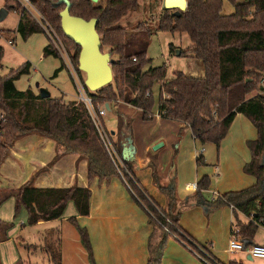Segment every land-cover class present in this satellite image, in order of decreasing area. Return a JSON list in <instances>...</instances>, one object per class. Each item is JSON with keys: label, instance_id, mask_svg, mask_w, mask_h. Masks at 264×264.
<instances>
[{"label": "trees", "instance_id": "obj_1", "mask_svg": "<svg viewBox=\"0 0 264 264\" xmlns=\"http://www.w3.org/2000/svg\"><path fill=\"white\" fill-rule=\"evenodd\" d=\"M58 1L29 0L35 10L59 31L68 47L75 50L73 58L79 69L80 47L62 30L60 13L65 4L57 5ZM70 1L72 15L86 20L99 18L97 30L102 51H109L115 60L112 64L114 78L110 84L94 92L85 86L96 105L110 109L113 103L124 102L142 110L144 120H151L154 116L153 88L158 83L157 114L190 128L200 146L211 143L219 149L237 114L245 115L256 127L257 139L248 142L252 160L244 168L246 173L257 179L256 184L217 195L211 202L214 207L228 205L233 208L240 227L239 236L247 244L245 241L253 239L258 228L264 225V86L261 85L264 79V0H228L234 7V12L229 15L223 13L224 0H160L162 9L158 29L187 33L192 42L189 53L202 62L205 72L202 77L178 72L172 78H167L165 65H150L147 45L153 31L149 22L139 21L132 27L122 25V20L130 12L141 7V0ZM5 8L19 12L17 32L24 40L45 33L31 9L23 6L21 0H6ZM171 47L174 48L173 45ZM183 53L180 50V54ZM44 55L59 57L50 42L44 48ZM3 57L4 49L0 47V63ZM64 67L63 63L54 77ZM31 69L32 64L26 62L0 76V110L6 116V121L0 125V173L18 139L30 134L50 138L56 142L60 152L56 159L61 154H75L87 161L90 180L113 176L123 179L132 198L145 210L154 227L149 240L148 264H162L165 247L171 238L186 241L215 264H224L180 226L181 211L178 209L175 177L163 183L158 174L157 160H149L153 182L167 197V206L161 207L135 176V159L124 162L126 171L120 173L117 170L84 103H68L62 97L54 98L52 95L42 98L31 88L21 91L16 87V82L29 75ZM116 117L117 134L124 132L131 137L132 119L119 111ZM118 147L122 155L119 143ZM197 164H205L202 154L198 155ZM197 186L199 192L208 190L210 178L203 177ZM10 196L16 199V215L25 209L27 225L33 226L40 220L61 218L70 201L74 202L79 215H89L92 191L78 186L42 189L28 182ZM239 212L251 221L242 224L237 216ZM71 221L77 224L75 217ZM0 225L10 227L2 221ZM78 230L91 263L96 264L87 229L78 226ZM49 249L53 264H61L59 249L58 253L48 246ZM229 264L242 263L233 261Z\"/></svg>", "mask_w": 264, "mask_h": 264}, {"label": "crops", "instance_id": "obj_2", "mask_svg": "<svg viewBox=\"0 0 264 264\" xmlns=\"http://www.w3.org/2000/svg\"><path fill=\"white\" fill-rule=\"evenodd\" d=\"M130 106L118 102L115 107H110L109 114H113L111 122L117 128L115 110L132 119L131 137L124 132L117 134L118 129H113L112 134L120 139L122 150L128 139H132L136 149L135 176L148 193L161 207L167 206V197L154 184L152 169L148 167L152 158L157 160L158 174L163 183L175 177L178 209L181 211L179 224L186 232L224 264L233 261L264 264V259L253 257L247 249L235 253L229 251L232 227L238 226L235 212L228 205L214 207L211 204L217 195L240 191L256 184L257 179L244 169L252 160L248 142L258 137L253 123L245 115L237 114L219 149L215 145L213 157L208 148L211 143L200 146L190 128L183 123L161 118L158 114L156 119L146 121L142 118V110L133 113L128 110ZM151 123H155V129H150ZM158 143L164 145L154 150ZM202 147L205 148L202 153L205 164L198 165L197 157ZM58 153L56 142L39 134L26 135L16 141L1 168L0 201L6 199L0 204V215H6V221L11 219V214L15 213L16 199L10 195L28 182L42 189L90 188L89 215H79L74 202L70 201L61 218L40 220L33 225L41 227L45 233L51 231L50 235L58 242L61 264H92L78 226L88 231L96 264H148L149 240L154 227L145 210L132 198L123 179L113 176L110 179L90 180L86 160L75 154H61L56 159ZM52 162L53 165H50ZM205 176L210 178V188L199 192L198 181ZM25 212L23 218L28 219ZM237 216L242 224L251 221L240 212ZM74 217L78 226L71 221ZM11 228L0 225V247L11 241L14 233ZM245 242L247 245L264 244V225L258 228L253 239ZM45 246L48 250V237L45 238ZM49 255L45 264H53ZM18 260L15 255L8 259L3 255L0 264H16ZM162 264L205 263L180 241L171 238L165 247Z\"/></svg>", "mask_w": 264, "mask_h": 264}, {"label": "rangeland", "instance_id": "obj_3", "mask_svg": "<svg viewBox=\"0 0 264 264\" xmlns=\"http://www.w3.org/2000/svg\"><path fill=\"white\" fill-rule=\"evenodd\" d=\"M21 1L23 6H28L31 9L34 18L39 21V13L30 4V2L28 3L27 0ZM92 1L94 3H99L101 1L104 2V0ZM140 2L141 7L136 11L130 12L122 20V25H130L129 27H132L139 21L149 22L153 31V35L151 39H149L147 45L148 58L151 59L150 65L154 67L165 65L167 69V78L174 77L178 72H184L185 74L194 77L204 76L205 72L202 62L191 57L189 53L192 42L188 34L184 32L172 33L170 31H161L158 29L162 9L161 1L141 0ZM5 4L6 0H0V13L5 7ZM233 12V5L228 0H224L223 13L229 15ZM19 19L20 14L17 10H8L7 16L3 20H0V47L4 49V57L0 63V76L3 77L11 70L17 69L26 62H30L32 64L31 73L29 75H24L16 82V87L19 90L25 91L28 88H31L36 93H39L41 88H45L54 98L62 97L68 103L79 102L78 88L76 81L72 78L71 69H73L76 77L80 80L84 87V80L86 76L85 73L81 72L77 68L78 65L74 62L73 57L75 55V50L68 47L66 41L54 26L51 27V29H54L59 37V40L63 44V46H61L59 43L61 51L55 47L52 39L49 38V35L45 30V33L35 34L24 40L17 32ZM10 41H12L15 45H11ZM49 42L56 48L59 57L44 55V48L49 44ZM171 45L174 46L173 49ZM180 50L184 51L182 55L179 54ZM66 61L70 63V69L66 66ZM63 63L65 65L64 69L59 72L56 77H54L55 71L60 68ZM159 98L160 86L156 83L153 88V119H156V115L158 113ZM117 103H113L112 106L115 107ZM130 108H128V110L133 113H138L140 111L139 108L133 106H130ZM114 112L117 113L118 111L115 110ZM111 114L108 113L103 119V123L109 135H111L113 129H118L114 123L111 122V117L113 115ZM132 117L137 118L134 116ZM142 118L140 117L141 123L143 121ZM150 129H155V123L150 124ZM111 142L118 154V156H115L117 159V165L115 164L117 170L126 171L121 154L118 152V143L120 146V139H116L113 134ZM208 148L211 153L215 151V145L213 144H210ZM150 153H152L151 149ZM214 153L213 157L215 156ZM22 211L20 210V212L16 215L15 206V213H12L13 216L11 214V219H8V221L4 219V216L6 215H0V221L12 227L11 230L13 229L14 232L11 235V241L0 247V260L3 255H5L7 259L15 255L19 258L16 264H18L20 260V264H45L46 261L48 262L47 255L51 254L49 252L50 249L46 250L45 248V238L48 237L49 248H52L54 253H58V242L50 235L51 231H46L47 233H45L42 231L41 227L28 226V219L23 218V214L25 215L26 212L25 210ZM23 224H25V226H22ZM28 244H33V246H29Z\"/></svg>", "mask_w": 264, "mask_h": 264}, {"label": "water", "instance_id": "obj_4", "mask_svg": "<svg viewBox=\"0 0 264 264\" xmlns=\"http://www.w3.org/2000/svg\"><path fill=\"white\" fill-rule=\"evenodd\" d=\"M65 4V8L61 11V27L65 36L75 42L79 47V70L85 73V86L92 92L110 84L113 81L112 64L114 59L110 52L102 51V41L97 30L99 18H91L86 20L79 16L71 14L72 2L70 0H59L57 5ZM8 14V9L3 8L0 13V20H3ZM179 14V12H176ZM180 54V51H179ZM42 98H49L51 93L41 88L39 91ZM109 109V107L107 106ZM164 144L158 143L154 146V150L160 149ZM136 149L132 139H128V143L122 150V159L129 162L135 159ZM264 164V156H263Z\"/></svg>", "mask_w": 264, "mask_h": 264}, {"label": "built area", "instance_id": "obj_5", "mask_svg": "<svg viewBox=\"0 0 264 264\" xmlns=\"http://www.w3.org/2000/svg\"><path fill=\"white\" fill-rule=\"evenodd\" d=\"M27 1L29 3V0H27ZM39 22H40L42 28H44L43 30H45L48 33L49 38L52 39V42L55 45V47L61 51V47H60L59 43L61 44V46H63V44L59 40V37L56 34V32L54 31V29L53 28L51 29V27H53L52 24L50 22L46 21L45 18L42 15H40V13H39ZM10 44L15 45L12 41H10ZM66 66L69 67V69L71 68L70 63H68V62L66 63ZM71 73H72V78H73V80L76 81V85L78 88L79 102L84 103L85 106L87 107L88 112H89L90 117H91V120L97 128L99 135L101 137V140L104 143L105 148H106L107 152L109 153L110 158L112 159L114 164L117 165V159L115 158V156H118V154L116 152L115 147L113 146V144L111 142V139H112L111 135H109V133H108V131H107V129L103 123V119L109 113V109L105 105H96L93 97L90 96V94L86 91L83 84L76 77L73 69H71ZM261 85L264 86V79L261 80ZM5 121H6L5 113L2 110H0V125H2ZM199 151L202 154L205 151V148L202 147ZM118 171L121 173L120 170H118ZM168 222H169V224H171L170 220H168ZM166 231L170 233V230L168 228H166ZM180 242L183 245H185L186 247H188L190 250H192L194 253H196L205 264H215L212 261V259H210V257H208L204 253H201V252L195 250V248L189 246L186 241L182 240ZM228 249L230 252H233V253L247 249L253 257L264 259V244L247 245L246 243H244V241L239 236V228L236 225H234L232 227Z\"/></svg>", "mask_w": 264, "mask_h": 264}]
</instances>
